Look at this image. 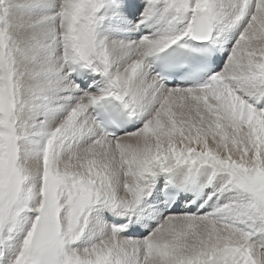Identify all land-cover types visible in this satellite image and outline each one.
<instances>
[{
  "label": "snow or ice",
  "instance_id": "1",
  "mask_svg": "<svg viewBox=\"0 0 264 264\" xmlns=\"http://www.w3.org/2000/svg\"><path fill=\"white\" fill-rule=\"evenodd\" d=\"M0 264H264V0H0Z\"/></svg>",
  "mask_w": 264,
  "mask_h": 264
},
{
  "label": "bare ground",
  "instance_id": "2",
  "mask_svg": "<svg viewBox=\"0 0 264 264\" xmlns=\"http://www.w3.org/2000/svg\"><path fill=\"white\" fill-rule=\"evenodd\" d=\"M217 55H224V53H217ZM222 66V65H221Z\"/></svg>",
  "mask_w": 264,
  "mask_h": 264
}]
</instances>
